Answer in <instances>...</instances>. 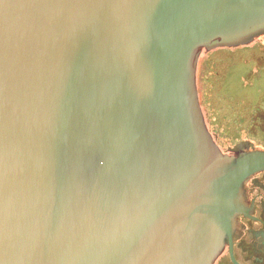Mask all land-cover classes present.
<instances>
[{"label": "water", "instance_id": "water-1", "mask_svg": "<svg viewBox=\"0 0 264 264\" xmlns=\"http://www.w3.org/2000/svg\"><path fill=\"white\" fill-rule=\"evenodd\" d=\"M263 36L264 0H0V264H215Z\"/></svg>", "mask_w": 264, "mask_h": 264}, {"label": "flooded vegetation", "instance_id": "flooded-vegetation-1", "mask_svg": "<svg viewBox=\"0 0 264 264\" xmlns=\"http://www.w3.org/2000/svg\"><path fill=\"white\" fill-rule=\"evenodd\" d=\"M255 43L264 45V36ZM256 63L255 78L259 79L260 88H264V51L260 52ZM254 103L242 110L247 111H244L246 116L252 115L256 122L264 123V101L257 99ZM254 138L262 141L255 145L264 148V131H258ZM243 202L246 210L235 218L232 242L226 241L215 264H237L233 257L239 264H264V170L245 181Z\"/></svg>", "mask_w": 264, "mask_h": 264}, {"label": "trees", "instance_id": "trees-1", "mask_svg": "<svg viewBox=\"0 0 264 264\" xmlns=\"http://www.w3.org/2000/svg\"><path fill=\"white\" fill-rule=\"evenodd\" d=\"M206 64V62L205 63H203L202 65H201V69L203 70V67H204V65ZM198 83V82H197ZM230 83V85H232V83L231 82H229ZM230 93H233L232 91H229ZM236 97V96H235ZM200 99V98H199ZM204 100H205V102H204ZM206 101H208V98L207 97H205V99H203V102L205 103V105H206ZM201 104V103H200ZM231 107V106H230ZM229 107V108H230Z\"/></svg>", "mask_w": 264, "mask_h": 264}]
</instances>
